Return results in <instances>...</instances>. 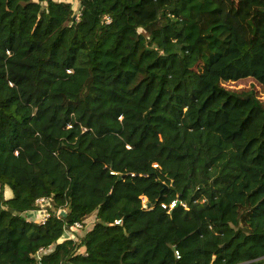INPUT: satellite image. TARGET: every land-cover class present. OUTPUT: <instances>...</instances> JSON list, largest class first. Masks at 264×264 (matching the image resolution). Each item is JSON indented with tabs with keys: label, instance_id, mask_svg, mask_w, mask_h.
<instances>
[{
	"label": "trees",
	"instance_id": "trees-1",
	"mask_svg": "<svg viewBox=\"0 0 264 264\" xmlns=\"http://www.w3.org/2000/svg\"><path fill=\"white\" fill-rule=\"evenodd\" d=\"M73 2L0 0V264H264V0Z\"/></svg>",
	"mask_w": 264,
	"mask_h": 264
},
{
	"label": "built area",
	"instance_id": "built-area-1",
	"mask_svg": "<svg viewBox=\"0 0 264 264\" xmlns=\"http://www.w3.org/2000/svg\"><path fill=\"white\" fill-rule=\"evenodd\" d=\"M72 1H76V0H72ZM81 0H79L80 3ZM77 2V1H76ZM107 22H110V19L107 18L106 19ZM155 167H157V165H155ZM132 176H135L134 174ZM143 202H146V198H143ZM179 203L177 201L173 202L171 205L167 206L165 204L162 205V208L168 212L172 211ZM37 205L39 206L38 210H34V211H30L26 213V216L28 218V220L30 221H38L40 223H45L49 217H50V213H49V209H53L52 204H51V200L47 199V198H41L37 201ZM61 210L57 211V214L60 215L61 214ZM35 217H37V219H35ZM89 221V220H88ZM85 230V227L82 223H75L72 227L68 228L65 232L66 236H68L71 239H76V237L78 236V233H82ZM43 253H45V251H41L38 255V258L40 257V255H42ZM176 256L179 259L180 258V254L178 251H176Z\"/></svg>",
	"mask_w": 264,
	"mask_h": 264
},
{
	"label": "rangeland",
	"instance_id": "rangeland-1",
	"mask_svg": "<svg viewBox=\"0 0 264 264\" xmlns=\"http://www.w3.org/2000/svg\"><path fill=\"white\" fill-rule=\"evenodd\" d=\"M64 2H72V0H60ZM77 1V2H76ZM73 2L75 4L76 8V15H79V9H80V4L79 0H76ZM222 86L226 88L227 90L230 91H236V92H241V91H246V90H254L256 93L257 98L260 101H264V87L261 86L259 83H257L253 79H244V80H239V81H228V82H222ZM9 195V194H8ZM7 192H6V196ZM89 221L92 223L93 220L89 219ZM53 249V248H52Z\"/></svg>",
	"mask_w": 264,
	"mask_h": 264
},
{
	"label": "crops",
	"instance_id": "crops-1",
	"mask_svg": "<svg viewBox=\"0 0 264 264\" xmlns=\"http://www.w3.org/2000/svg\"><path fill=\"white\" fill-rule=\"evenodd\" d=\"M9 194V195H8ZM7 195H8V197H10L11 196V191L9 190V191H7ZM35 219H37V217H35Z\"/></svg>",
	"mask_w": 264,
	"mask_h": 264
},
{
	"label": "water",
	"instance_id": "water-1",
	"mask_svg": "<svg viewBox=\"0 0 264 264\" xmlns=\"http://www.w3.org/2000/svg\"><path fill=\"white\" fill-rule=\"evenodd\" d=\"M76 18V17H75Z\"/></svg>",
	"mask_w": 264,
	"mask_h": 264
}]
</instances>
